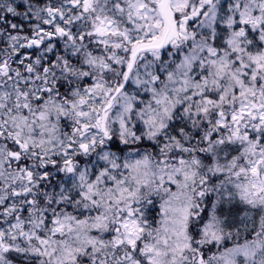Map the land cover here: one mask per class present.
I'll return each mask as SVG.
<instances>
[{
  "label": "snow or ice",
  "instance_id": "6c2138e0",
  "mask_svg": "<svg viewBox=\"0 0 264 264\" xmlns=\"http://www.w3.org/2000/svg\"><path fill=\"white\" fill-rule=\"evenodd\" d=\"M0 264H264V0H0Z\"/></svg>",
  "mask_w": 264,
  "mask_h": 264
}]
</instances>
